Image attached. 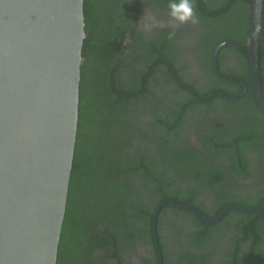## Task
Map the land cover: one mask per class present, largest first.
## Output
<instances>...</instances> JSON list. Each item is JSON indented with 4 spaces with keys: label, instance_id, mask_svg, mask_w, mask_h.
Wrapping results in <instances>:
<instances>
[{
    "label": "trees",
    "instance_id": "obj_1",
    "mask_svg": "<svg viewBox=\"0 0 264 264\" xmlns=\"http://www.w3.org/2000/svg\"><path fill=\"white\" fill-rule=\"evenodd\" d=\"M254 1L193 0L198 23L202 25L198 27V33H200L198 43L200 40L209 41L207 44L209 48L205 49V56L202 57L204 60L208 58L203 68L207 75L210 69L212 77L209 84L199 85L194 82L192 85L185 82L190 89L179 84L170 91L169 88L173 85L170 70H175L179 78L172 64L174 61L169 58L175 52L171 47L169 52L157 51L159 41L155 39L145 43L147 56H149L147 73H140L137 76L136 73L134 74L135 85L132 89L124 90L121 84L118 86L114 84L113 73L110 69L115 64L114 59L117 54L115 51L119 49L121 41L124 40V27L129 26L128 16L136 12L135 0H84L87 38L82 48L85 61L81 67L79 86V120L56 264H62L63 247L72 233L82 236L88 243L93 242L94 247H108L118 264H124V262L121 254L114 253V251L125 248L135 249L133 240L137 235L139 238L147 239L145 246L157 249L160 246L158 224L160 221H165L161 220V216L166 215L165 210H170L175 217L167 219L169 222L189 220L198 225V232H201V235L196 237L199 240L203 238L205 242L198 246L200 250L191 249L190 253H185L191 258L200 260V264H257L258 262L264 264V259L261 257L264 252V209L260 214L237 209L228 210L219 219L218 224L210 225L198 214L174 203L191 205L210 220H215L228 206L240 205L256 208L264 203V117L259 111L249 83L247 53L239 45L231 43L234 41L245 46L250 33L251 6ZM224 22L230 26L241 25V31L234 34L228 30L225 33ZM94 28L100 30L95 36L93 35ZM131 32L133 34L135 29ZM167 39L172 40V38ZM91 40L96 41L99 46L100 61L98 74L93 84V93L86 103L83 76L86 63L92 60L89 53ZM218 46L220 48L217 55V70L222 76L235 75L231 71L228 73V69L221 68L220 59L224 50L237 49L240 54L244 55V71L236 74L241 80L223 79L212 71L211 57L213 50ZM161 59L166 60L171 65V69ZM156 62L164 66L163 77L166 81L163 83L165 89L163 94L184 95L182 91L184 90L188 93L189 102L163 98L160 109L156 108V94L150 91L151 87L148 83L154 77L153 70H158ZM259 68L264 92V0L259 39ZM160 72L162 73L161 69ZM159 77H154L156 84L162 83ZM242 81L247 83L244 95L238 99H232L231 97L238 96L244 90ZM229 86L234 87L235 90L229 91L227 89ZM193 93L203 100L197 101ZM221 93H226L228 97H224ZM218 101L223 102L222 107L225 106L223 109L234 114L221 118L222 121L228 120V122L217 120L214 124L207 125L206 133L220 128L230 134H237L239 138L235 140L227 136L229 141L222 140L223 144H220L218 138L214 137L213 140L218 145L213 147V150L221 154L220 164L212 167L213 178H219L221 175V184L214 188V180L202 173L203 164L190 162L195 158V152L190 148H185L184 144L192 129L204 132L202 128L194 124H204L213 119L205 116V113L200 110L202 116L199 115V118H202L199 122L192 123L193 115L187 112L188 108L192 112L199 110V107H194L195 103L203 104L204 108L208 106L215 108L214 105ZM177 106L182 109H177ZM143 109L154 111L152 119L148 123L138 125L134 123L136 118L133 120L131 118ZM160 111L163 115H160ZM130 134L139 143L131 138L127 139L126 136ZM199 137H203L205 143H212L204 136ZM178 139L182 140L180 145L176 144ZM126 144L129 146L128 150ZM171 169L186 171L195 180L191 182L193 186L198 187V182L201 183L203 187L211 191V197L214 198L228 191H235L237 188L243 191L242 193L237 192L235 196L220 198L215 205L217 210L209 213L202 208L201 199L196 195L193 196L194 193L182 191L178 186L180 179L172 174ZM198 171L201 173L198 174ZM195 173L198 174L197 177ZM234 174L243 176L244 179L257 176L261 180H257V187L255 186L257 189L252 195H247V186L243 187L235 182L231 177ZM197 193L202 194L203 191L197 190ZM70 222L71 224L77 223L78 229L66 235ZM221 223H231L232 227L221 228L218 226ZM98 227L102 230L92 233V230ZM205 230H211V235L204 236L207 233ZM225 238H228L231 244L234 243V247L237 246L232 253H229L226 261L220 256L224 246L217 248V251H210L217 245L212 243L214 239L225 240ZM250 239L253 241L247 245L243 244ZM210 240L213 241L209 242ZM259 243L261 246L258 250ZM111 248H114V251ZM185 253L178 257L177 263L185 264L182 258ZM88 258L89 261L85 264L97 263L90 257ZM99 261L100 264H110L104 258H100ZM158 261L156 257L155 264ZM173 261L175 262V259ZM151 262L154 261H146V263Z\"/></svg>",
    "mask_w": 264,
    "mask_h": 264
},
{
    "label": "water",
    "instance_id": "obj_2",
    "mask_svg": "<svg viewBox=\"0 0 264 264\" xmlns=\"http://www.w3.org/2000/svg\"><path fill=\"white\" fill-rule=\"evenodd\" d=\"M262 8L263 0L251 6L243 49L252 94L264 117ZM86 38L84 0H0V264H56ZM242 83L236 98L245 93L247 83ZM233 209L260 214L264 203L227 207L215 220L197 213L214 223Z\"/></svg>",
    "mask_w": 264,
    "mask_h": 264
},
{
    "label": "flooded vegetation",
    "instance_id": "obj_3",
    "mask_svg": "<svg viewBox=\"0 0 264 264\" xmlns=\"http://www.w3.org/2000/svg\"><path fill=\"white\" fill-rule=\"evenodd\" d=\"M136 2V12L130 13L128 16L129 26H125V35L124 40L121 41V45L119 49H117L115 52L117 53L115 55L114 59V65H112V69H110V72L113 73V81L114 84L117 86L119 84L122 85V89L129 90L132 89V87L135 85V81L133 80L134 74L136 73V76L140 73H147L146 67L149 65L148 60L149 56H147V47L146 42H149L153 39L159 41L157 44V51L161 52H169L170 47L174 50V55H170L169 58L174 61L172 64L175 66L177 70L178 77L176 76L175 70L171 69V65L164 59H161L162 62H164L167 66L170 67V71L172 74V81L173 85L169 88V90H174L176 86L179 84L182 87H185L187 89H190L189 86H186L185 82H188L189 84L194 85V82H196L199 85H206L210 83V79L212 77V73L210 72V69L208 70V74L204 70V66L207 63L208 58L205 60L202 59L204 57V51L205 49L209 48L207 44L209 43L208 40L205 42L200 40L198 43V37L200 36L198 27L199 23L193 25V24H185V25H178L174 21H172L168 16V3L169 0H135ZM151 12L155 16H157L163 23L164 27L161 28H153L152 30H145L144 25L146 23H149L147 20V16ZM136 14V15H135ZM133 16H135V19H133ZM224 31L225 33L230 30L232 33L237 34V32L241 31V25L234 24L230 26L228 23H225ZM202 26V25H201ZM96 29V30H95ZM135 29V32L132 34V30ZM94 36L97 34L100 30L97 28H94ZM167 35V36H164ZM167 38H172L171 41H169ZM94 40V39H93ZM90 41L89 45V53L90 58L92 60L89 61V63H86L85 69H84V76H83V92H84V101L88 102V97L91 96L93 93V84L95 81V77L98 74V68H99V46L96 41ZM233 44L239 45L240 48L243 49V45H240L237 42L231 41ZM166 45V46H165ZM220 46L216 47L213 50L212 57H211V68L212 71L220 78L231 80V81H238L241 80L236 74H241L244 71V61L243 57L244 55L240 52H238L237 49H226L222 52L221 59H220V65L223 70H229L228 73L235 74L232 77H226L222 76L218 72V64H217V55L218 50ZM244 50V49H243ZM245 51V50H244ZM217 52V53H216ZM216 53V54H215ZM85 61V60H84ZM158 66V70H153V75L160 76L159 79L162 81L160 84H156L154 81V77L149 80V86L151 87L150 91L156 94L157 103L156 108L160 109V104L163 101V98H171L172 101H188V93L184 90V95H165L163 94L165 92V89L163 87V83H165L166 79L163 77V68L164 66L160 65L159 62H156ZM160 69L162 70V73L160 72ZM231 71V72H230ZM110 77V76H109ZM229 91L235 90L234 87L229 86L227 87ZM195 99L199 102H201L203 99L199 98L195 93H193ZM224 97H228L226 93H221ZM164 96V97H163ZM114 97V96H112ZM237 97V96H236ZM236 97H231L232 99H238ZM116 99V96H115ZM131 102V100H130ZM223 102H216L214 105L215 108H210L208 106L207 108H204L203 104L195 103L194 107H199V110L192 112L191 109L188 108L187 112L190 115H193L191 118L192 123H195L194 121L199 122V120L202 118H199L202 116L203 111L205 113V116L212 117V120L207 121L204 124L196 123L194 125L200 127L203 129L202 131H196L195 129H192L190 132L189 137L187 138L184 147L190 148L194 150L195 152V158L190 160L193 164H203L202 167V173L207 177L213 179L215 182V187L217 188L221 184V175L219 178H213L214 175V168L215 166L219 165L221 162V154L215 150H213V147H216L218 144L213 140L214 137H217L220 141V144L222 143V140H227V136H230L231 139H238L239 136L237 134H230L226 130H222L220 128H216L213 131H209L208 134L205 131V128L207 125H212L215 122H228V120L222 121L221 118L224 116H233L234 113L227 112L228 110H225V106L222 107ZM125 106V104H124ZM177 109H182L180 106H177ZM232 111V110H231ZM152 110L150 109H143L139 112H136L131 120L133 118H136L134 123L140 125L142 123H148L152 119L153 115ZM160 115L161 114L160 111ZM200 115V116H199ZM130 120V121H131ZM162 134V131L160 132ZM204 136L206 139L212 141V143H205L203 141ZM126 138L133 139L136 143H139L135 137H131V134L126 136ZM183 138V137H182ZM129 141V140H128ZM181 139H178L176 141L177 145H180ZM130 142V141H129ZM135 144V143H134ZM128 144H126L127 146ZM150 147H153L150 145ZM129 149V146H127V150ZM108 153V150H106ZM126 157V156H125ZM124 157V158H125ZM219 158V159H218ZM128 160V156H127ZM172 174L177 178L180 179L179 187H181L183 192H192L194 195H196L200 200V204H202V208L207 210L209 213H213L216 211V203L217 200H220V198L225 196H235L237 192L242 193V189L237 188L235 191L231 190L224 194H221L218 197H211V191L207 188L203 187L201 183L198 182L199 186L195 187L191 184L192 181H195L192 179L186 171H175L171 169ZM201 171H198V174H200ZM195 173V176L198 175ZM232 179L241 184L243 187L247 186V195H252L253 191L256 190V182L257 180H261L260 177H249L248 179H244L243 176H238L237 174H234L231 176ZM256 186V187H255ZM197 190L203 191L202 194H198ZM142 192V191H141ZM210 195V196H206ZM181 204V203H179ZM179 204H175L180 206ZM186 205V204H182ZM189 206L191 211L198 214L195 208H193L191 205ZM238 206V205H236ZM240 206V205H239ZM181 208H184V206H180ZM231 207V206H228ZM186 208V207H185ZM227 208V207H226ZM225 208V209H226ZM188 209V208H186ZM240 211V210H239ZM223 211L220 212V214ZM166 215L161 216V220L158 224V236L160 238V246L157 247V249H154L150 246H145L147 239L145 238H139L137 235L133 247L135 249H128L125 248L124 250H116L114 251V248H111L114 253H120L121 257L123 259L124 264H155V258L158 257V263L156 264H181L178 262V257L181 256V254H184L185 252H191V249L193 251L200 250L199 245L203 244L205 240L201 238L200 240L196 237L197 235H201V232H198V225L192 221L189 220H183V222H169L167 219L175 218L173 216V213L170 212V210H165ZM199 215V214H198ZM200 216V215H199ZM219 222L214 223H208L210 225L218 224ZM70 226L68 227L66 231V235H68L72 230L74 231L77 228V223L71 224L68 223ZM231 224V223H230ZM230 224L221 223L218 226L221 228H231ZM101 227H98L94 230H92V233L100 232ZM207 231V230H205ZM211 230H208L207 233L204 236H207L208 234L211 235ZM195 234V235H194ZM208 240V239H207ZM213 240H210L209 242H212ZM253 240H249L247 243H243L244 245H247ZM215 245L210 249V251H217V248L223 247V251L221 252L220 256L221 259L226 261L227 256L229 253L233 252V249L237 248V246L234 247V243L231 244L230 240L228 238H225V240L214 239V242H212ZM93 242L88 243L86 242V239L82 236L74 235L73 233L69 236L68 242L63 247V253H62V264H85V262L89 261L90 257L91 259L97 261L96 264H100L99 259L104 258L107 259L110 264H118V262L112 257L113 253L110 252L109 248L104 246L102 248L94 247L92 246ZM231 244V245H230ZM86 245V247H85ZM230 246V247H229ZM261 243H259L258 250L260 249ZM229 247V248H227ZM264 249V248H263ZM157 252V253H154ZM164 254V256H163ZM180 254V255H178ZM192 255V254H191ZM262 259H264V252H262ZM185 264H200L201 261L197 258H191L188 256L187 253L182 257ZM211 258V255H210ZM217 258V256H216ZM215 258V259H216ZM175 259V262L173 261ZM147 260H152L154 262L146 263ZM264 263V260H263ZM257 264H261V262H258Z\"/></svg>",
    "mask_w": 264,
    "mask_h": 264
},
{
    "label": "clouds",
    "instance_id": "obj_4",
    "mask_svg": "<svg viewBox=\"0 0 264 264\" xmlns=\"http://www.w3.org/2000/svg\"><path fill=\"white\" fill-rule=\"evenodd\" d=\"M168 16L178 25L198 23L193 0H169ZM147 20L149 23L144 25L145 30L164 27L162 21L151 12H149Z\"/></svg>",
    "mask_w": 264,
    "mask_h": 264
}]
</instances>
